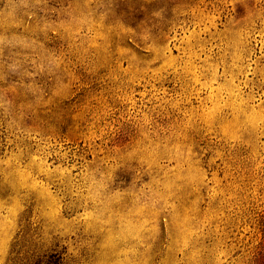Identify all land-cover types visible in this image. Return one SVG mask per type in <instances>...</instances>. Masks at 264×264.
I'll list each match as a JSON object with an SVG mask.
<instances>
[{
	"label": "rangeland",
	"instance_id": "rangeland-1",
	"mask_svg": "<svg viewBox=\"0 0 264 264\" xmlns=\"http://www.w3.org/2000/svg\"><path fill=\"white\" fill-rule=\"evenodd\" d=\"M0 264H264V0H0Z\"/></svg>",
	"mask_w": 264,
	"mask_h": 264
}]
</instances>
